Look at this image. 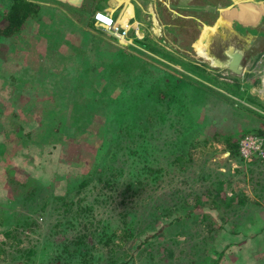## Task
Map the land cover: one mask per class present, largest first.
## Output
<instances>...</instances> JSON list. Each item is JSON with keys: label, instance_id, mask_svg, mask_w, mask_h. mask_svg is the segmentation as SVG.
<instances>
[{"label": "rangeland", "instance_id": "rangeland-1", "mask_svg": "<svg viewBox=\"0 0 264 264\" xmlns=\"http://www.w3.org/2000/svg\"><path fill=\"white\" fill-rule=\"evenodd\" d=\"M62 1L42 0L36 19L25 22L19 34L0 38V212L6 216L4 224L0 223V264H78L83 257V244L77 247L83 253L74 257L63 251V247L67 244L74 248L70 241L80 237L77 231L84 229L83 224L87 229L89 227V232L98 231V227L107 222L110 226L118 225L119 213L126 211L133 219V230L138 236L136 240L129 239L124 249H117L118 253L124 251L127 255L136 252L132 260L131 255L123 258L128 260L124 264H214L217 252L223 251L232 241L234 244L228 246L218 264H264V161L256 158L244 160L239 153L230 156L226 143L229 135L237 132L241 137L244 134L264 136L256 133L264 129V119L260 116H236L233 121L228 108L212 109L208 118H213L214 112L221 121L205 122L204 135L210 137L214 131L217 140L209 138L192 146V159L185 162L183 168L174 161L172 149L166 150L169 148L167 140L174 133L169 122L173 123L174 119L171 117V121L160 124L155 118L150 129L140 133L151 135L148 141L157 148L151 157L154 161L150 163L152 167L162 169L159 182L147 180L149 184H145L139 197L134 202L127 201L126 206L116 203V193L94 177L86 190L76 196L69 185L71 176L89 171V162L106 136L102 131L103 122L111 119V110L117 108L113 99L117 100L115 97L121 91L117 86H111L107 92L110 98L99 105L90 96L105 82H95L93 88H84L88 96L84 99L79 97L75 82L87 76L94 65L100 71V59H112L117 55L118 49L113 44L115 39L121 46H132L160 58L151 52L153 47L138 45L133 35L146 36L170 53L201 62V53L189 46L199 41L204 30L199 28L202 25L197 20L207 22L211 17L208 7L213 6L211 2H216L168 0L163 15L157 17V5L161 4L158 0H127L132 4L134 16L129 17L123 26L115 22L127 3L107 0L106 6L92 14L93 30L89 27L90 18L85 17H90L89 14L75 19L82 12L83 0L75 8L64 7ZM9 4L10 0H0V11L7 9ZM114 7L116 9L112 11L110 8ZM97 13L110 17L112 26H100L95 19ZM183 14H192L197 20H183ZM114 27L127 30L126 40L121 42L112 34ZM194 38L196 40L190 43ZM261 50L250 51V57L246 51L242 73L237 75L245 84L240 91L255 97L251 99L254 105H264V91L261 92L264 89V49ZM252 54L259 57L254 60ZM83 68L88 71L83 73ZM215 70L219 71V78L223 81L231 80L229 77L234 75L220 68ZM88 76L91 78L90 74ZM67 81L71 90L63 92L59 86ZM131 95L126 92L124 98L129 101V108L135 103ZM233 98L264 115V111L254 105L239 97ZM81 102L86 113L71 117L73 110L81 108ZM151 106L153 109L155 105ZM195 110L203 116L206 113L201 107ZM90 116H93L92 121L86 124ZM130 141L131 147L136 148V144ZM78 150H81L79 156ZM77 156L80 165L72 159ZM116 164L123 166L127 178L132 159L120 152ZM8 167L18 181H34L38 185L32 201L11 199L12 191L5 176ZM207 191L211 194L207 195ZM241 191L249 197L247 204L237 202ZM189 193L203 194V204L195 209L194 216L188 217L185 209L180 221L155 235V230L148 228L154 221L152 212L155 208L159 205L178 207L181 199ZM63 196L68 203L71 197L74 198L80 208L86 207L87 210L78 214L80 224L75 221L74 227L68 231H57L56 224L64 222L62 215L66 206L59 207L56 201ZM228 197L229 202L224 205L223 198ZM44 200L46 205L42 204ZM217 202L221 204L220 208ZM213 203L216 206H212ZM88 205L91 206L89 210ZM80 208L74 206L72 212H80ZM163 219L159 224L164 223ZM86 240L92 242L91 236H86ZM111 249L105 244H97L91 249L89 246L86 258L93 260L92 264H105L113 254ZM30 250L33 252L28 254Z\"/></svg>", "mask_w": 264, "mask_h": 264}, {"label": "trees", "instance_id": "trees-1", "mask_svg": "<svg viewBox=\"0 0 264 264\" xmlns=\"http://www.w3.org/2000/svg\"><path fill=\"white\" fill-rule=\"evenodd\" d=\"M41 1L42 0H10L9 7L0 11V38L7 39L19 34L23 30L25 22L30 19H36L41 11ZM61 1L62 0H59V2ZM106 1L107 0H83L82 12L77 15L75 19L89 14L90 17H85L88 19L90 18L91 23H89V27L95 30L93 20H91L92 14L106 6ZM62 2H64L61 3L64 7L75 8L79 6L80 0H63ZM228 2H230V0ZM95 32L99 34V32ZM99 39L101 38L99 37ZM133 39L140 46L153 47L151 52L157 54L160 58L145 54L132 46H121L115 39L113 40V44H116L118 49L117 55L112 57V59L106 57L100 59L99 62L102 67L100 71H97L96 65H94L92 71L89 70L90 72L88 73L91 75V78L87 74V76L81 77V79L75 82L77 83L75 88L81 99L88 97L85 94L84 88H93L95 82H105L103 87H99L97 92H95L96 90L94 89L95 91H93L90 96L91 100L97 101L99 105L102 103L105 104L106 100L110 98L107 92L111 86H117L121 91L115 97L117 100L113 99V105H116L117 108L111 110L113 113L111 119L103 122L104 130L102 129V131H104L106 136L103 137L100 146L89 162V171L79 176H71L69 185H71L70 188L72 189L73 196L86 190L94 177L95 180L103 183L105 187L116 193V203L121 206H126L127 201L134 202L136 198L139 197L140 191L147 183V180L150 179L155 183L159 182V175L162 169L152 167L150 163L154 161L151 157L157 148L148 141V137L151 135L144 134L143 136L142 133H140L141 130L147 131L150 129L154 124L155 118L160 124L171 121V117L174 119L173 123L169 122V127H173L174 133L171 139L167 140L169 141L167 142L169 148L166 150L168 152L172 149L170 152L174 156V161L177 162V165H180L181 168H183L185 162L192 159V153L190 152L192 146L198 145L201 141H208L209 138L217 140L216 138L218 135L214 131L211 133L210 137L204 135V131L206 132V130L203 128V124L205 122H212L214 120L215 122L217 120L221 121L219 115L214 112L213 118H208L210 116L209 113H212V109L222 110L223 107L226 109L228 108V110H231L230 114L232 115L231 119L233 121H236V116H250L249 114L256 115L257 117L260 116L264 119V115L235 101L233 98V96L239 97L254 105L251 99L255 97L251 98L245 92L240 91L241 87L245 85L244 80L240 76L231 75L229 78L232 81H223L219 78L221 76L219 71L215 69L211 70L209 67L205 66L204 63L181 57L182 54L176 55L170 53L166 51L165 47L156 44L153 40L150 41L146 36L139 38L133 35ZM160 59H164L165 61ZM79 67H81V65ZM176 67H180L181 70ZM193 69L196 71L193 72ZM79 71L81 72V70ZM87 71L88 70H84V68L82 70L83 73ZM162 73H164L163 76L161 75ZM61 83L62 85H60L59 88H61L63 92L64 90H67V92L71 90L69 81H67V83ZM131 89L134 92H132ZM126 92L132 94L131 99L135 101L134 105L130 108L128 106L129 101L124 100ZM81 103V108L73 110L70 114L71 117L77 115V113H86L83 102ZM81 103H79L78 106H80ZM151 105H155L158 108L153 110L155 106L152 109ZM126 107H128V109H126ZM198 107L204 109L203 111L206 112L204 116L200 112H196L195 109ZM241 107L246 109L243 110ZM254 107L264 111V105L261 103L254 105ZM82 115L83 114H81V116ZM92 117L93 116L87 118L86 124L92 121ZM256 133L264 134V129L257 130ZM240 138L241 135H238V132L229 135L226 143H228L227 146L230 156L238 155ZM130 140L136 144V148L131 147L132 143ZM163 144H165V142ZM158 150H162V148ZM120 152L132 159V167H129L127 178L124 177L126 172L123 166L116 164ZM77 154L78 156L81 155V150H78ZM78 156L72 159H74V161L76 160L77 165H80L82 163ZM256 159L261 160L260 158ZM7 171L5 176L7 178V184L12 191L11 199L16 198L24 201H32L37 193L38 185L35 184L34 181H18L13 177V171L10 170L9 167ZM92 188L93 185L91 186V189ZM214 190H216V188H214ZM210 194L211 192L207 193V195ZM202 195L189 193L181 199V205L178 207L176 205L173 207H162L159 205L155 208V211L152 212V220L154 221L148 228H150V230H155V235L158 232H163L165 228L172 226L175 222L183 218V210L185 209L186 215L190 218L193 217L195 209L203 204ZM212 197L215 199L217 198L216 194H213ZM47 200L46 198V201ZM248 200V195L241 191L240 198H238L237 202L240 205L247 204ZM79 201H81V199H79ZM222 202L224 205L228 204L229 197L223 198ZM56 203L59 207H61V205L66 206L63 209L62 215L64 222H58L56 224L57 231H68L70 227L73 228L74 222H78V214L80 213L81 215L87 210L86 207L80 208L78 206L79 202L75 201L72 197L69 203L64 196L61 197L60 201H56ZM42 204L46 205L47 202L44 200ZM74 206H76L77 209L80 208V212H72ZM212 206L216 205L213 203ZM220 206L221 204L217 202V207L220 208ZM41 208L43 209L45 207L42 206ZM90 208L91 206L88 205V210ZM4 215L5 214L0 212V223L2 224L6 221V216ZM129 215L130 213L127 211L123 214L119 213L118 225L110 226L108 224L109 222H107L102 224L101 228L98 227V231L89 232V227L87 229V226L83 224L84 229L77 231L80 237L70 241L74 248H69L68 245L65 244L63 251L73 255L70 257L81 255V253L84 252L78 264H92L93 260L91 261V259L86 258L88 254L86 250H89V246L91 249L92 247L95 248L97 244H105L110 246V248H112L111 252H113L108 259L109 261L105 264H124L128 262V260L123 258L130 255V259L132 260L136 252H132L130 255H127L124 251L123 253L117 252L119 249L125 248L124 245L129 239L136 240L138 236V232L133 230V219L131 220ZM195 216H197V214ZM162 218H164L163 220L165 221L159 224ZM6 235L5 231V236ZM86 236H91L92 242L87 241ZM232 242L228 243L223 251L217 252V257L213 260L214 264H218L222 257L225 256V251L228 246L234 244ZM81 244H83V252L77 249ZM138 246H140V244ZM27 252L30 254L33 251L30 250ZM95 259H98V256H96Z\"/></svg>", "mask_w": 264, "mask_h": 264}, {"label": "crops", "instance_id": "crops-1", "mask_svg": "<svg viewBox=\"0 0 264 264\" xmlns=\"http://www.w3.org/2000/svg\"><path fill=\"white\" fill-rule=\"evenodd\" d=\"M117 1L118 4L123 2L127 3L125 11H123L125 12L123 14L126 15L125 20L127 24L128 18L134 14L132 4L127 0ZM158 1L161 2V4L157 5L159 8V12L157 13L156 11L157 17L161 14L163 15V7H168L166 2L168 0ZM213 1L216 3L214 4L211 2L213 6L208 7L211 17H209L207 22L197 20L192 14H183L181 18L188 21L192 19L197 20L199 24L202 25L199 26V28L202 27L204 29L203 32H201L199 41L193 43L196 40V38H194L190 42L193 44L189 46L190 49H195L197 53H201L199 57L203 59L201 62L209 68H220L224 70L223 72L230 73L227 69H223L225 68L223 62L227 63L229 60V57L226 55V50L229 47L242 50L243 59L241 61V66L245 61L246 51H248L249 55V52L252 50L260 51L264 49V0ZM128 4L131 5L130 7L132 9ZM107 7H109V5ZM115 7L110 9L113 11L116 9ZM186 7L188 8L189 5ZM207 12L206 14H208ZM162 25H165V23ZM253 56L254 54L251 55V57ZM256 56L259 57V55ZM256 56H254V60L257 59Z\"/></svg>", "mask_w": 264, "mask_h": 264}, {"label": "built area", "instance_id": "built-area-1", "mask_svg": "<svg viewBox=\"0 0 264 264\" xmlns=\"http://www.w3.org/2000/svg\"><path fill=\"white\" fill-rule=\"evenodd\" d=\"M100 16L107 17L111 24L105 25L103 21L99 18ZM95 19L98 22V24L104 28H107L108 26H112L113 22L112 19L108 16L102 15L100 13L95 14ZM126 29H122L120 31L117 27L112 28L111 32L114 34L118 39L123 42L126 40ZM231 81V80H229ZM239 155L244 160H249L252 158H260L262 161H264V136L259 137L254 134H244L240 141H239Z\"/></svg>", "mask_w": 264, "mask_h": 264}, {"label": "water", "instance_id": "water-1", "mask_svg": "<svg viewBox=\"0 0 264 264\" xmlns=\"http://www.w3.org/2000/svg\"><path fill=\"white\" fill-rule=\"evenodd\" d=\"M81 1V0H80ZM226 55L229 60L223 66L234 75H240L242 73L241 61L243 59V52L240 49H235L234 47H229L226 50Z\"/></svg>", "mask_w": 264, "mask_h": 264}, {"label": "bare ground", "instance_id": "bare-ground-1", "mask_svg": "<svg viewBox=\"0 0 264 264\" xmlns=\"http://www.w3.org/2000/svg\"><path fill=\"white\" fill-rule=\"evenodd\" d=\"M117 1V0H116ZM120 3V2H119ZM129 5V7L131 6L130 4H128ZM127 5V6H128ZM131 8V7H130ZM132 9V8H131ZM125 11V10H124ZM123 13H125V12H123ZM122 13V14H123ZM130 13H131V10H130ZM125 14H123V15H121L118 19H117V21L115 22V24H118V25H123V26H126V20H125V18H126V15L124 16ZM100 19H101V21H103L104 23H106L105 25H109V24H111V21L107 18V17H104V16H100L99 17ZM223 64H226L225 62H223ZM261 86H262V83H261ZM264 91V89L261 91V92H263Z\"/></svg>", "mask_w": 264, "mask_h": 264}]
</instances>
